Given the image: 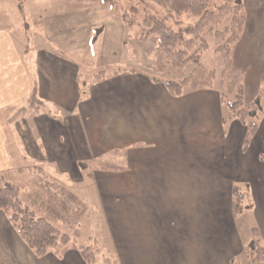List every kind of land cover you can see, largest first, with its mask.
Here are the masks:
<instances>
[{"label": "crops", "instance_id": "0c3cea01", "mask_svg": "<svg viewBox=\"0 0 264 264\" xmlns=\"http://www.w3.org/2000/svg\"><path fill=\"white\" fill-rule=\"evenodd\" d=\"M0 6L11 9L10 26H0V179L71 237L37 255L0 210V264H90L75 239L87 185L118 264H238L264 220V117L248 134L215 83L176 95L135 67L89 80L45 39H16L25 21L13 20L6 0ZM247 20L235 54L257 61L264 7ZM235 187L250 191L254 207L234 212Z\"/></svg>", "mask_w": 264, "mask_h": 264}, {"label": "rangeland", "instance_id": "374dc122", "mask_svg": "<svg viewBox=\"0 0 264 264\" xmlns=\"http://www.w3.org/2000/svg\"><path fill=\"white\" fill-rule=\"evenodd\" d=\"M6 1L8 5L15 6L13 20L20 22L24 19L25 21L23 29L15 30L16 39L19 38L21 32L30 44H35L34 41L40 44L42 39H45L47 46L56 48L60 52L79 60L83 64L82 70L89 80L101 78L108 73L131 67L143 69L149 73L152 72V75L156 74L160 78H164L162 74L156 72L153 54L150 52V48L156 45V39L151 34L144 38L141 37L143 26L139 23V15H136L139 11L147 10L158 16H164L165 11L154 0H115L117 7L112 3L99 0ZM223 4H242V12L245 17L244 25H246L247 19L248 25L255 7H264V0H212V9H216ZM132 7L137 9L136 13L132 12ZM6 10H8V13L11 11L10 7L0 6V26L2 27L10 26V23H7L9 20L6 17ZM126 13L128 15L126 16L127 19L130 18L135 23L127 24L123 20V15ZM180 18L182 23L180 26L175 25L176 28L194 24L197 21V17L190 12L183 14ZM226 20L227 17L220 24V28L223 27ZM244 25L238 40L230 44L231 62L229 63V69L237 73L235 78L236 81L242 84L243 100L245 103H249L264 89V72L260 71L262 65H264V53H260L257 61H254L249 54H244L242 48H240L238 55L235 54V48L241 39ZM206 40L208 46L200 56V62L207 69L214 71V83L221 87L222 95L225 91L222 88L224 84H221L224 61L218 47L224 42V39L214 33L206 32ZM247 64L249 65L247 66ZM190 69L191 67L188 70ZM234 94L235 91L228 92L225 102L233 100ZM263 113L261 111L257 117L249 116L244 120L248 127V134L249 132L252 133L258 125H261L264 117ZM254 126L255 128L252 130ZM88 187L89 185L83 189L84 194L88 196V206H79L76 211L78 218L81 219V221L79 220L80 233L75 236L76 245L79 248L80 246H86L95 249V261L90 262V264H103L104 258L115 259L118 264V255L107 239L109 231L101 207L97 204L98 201L95 200L93 194L90 197L91 192L94 193V190L89 191L87 190ZM240 191H244V189H240ZM241 200L247 202L251 208L254 207L253 197H249V202L245 197H242ZM72 213L74 218L75 211L73 210ZM254 234L264 241V220L259 225L256 224ZM261 247L256 256L251 258V260H254V264L264 263V246ZM49 250L55 251L54 248ZM237 261L238 264H247L245 253L238 257Z\"/></svg>", "mask_w": 264, "mask_h": 264}, {"label": "trees", "instance_id": "16d2710c", "mask_svg": "<svg viewBox=\"0 0 264 264\" xmlns=\"http://www.w3.org/2000/svg\"><path fill=\"white\" fill-rule=\"evenodd\" d=\"M112 3L117 7L115 0H99ZM165 11L164 16H158L150 11H139V23L143 26L141 37L151 34L156 39V45L150 48L157 73L164 78L154 75L155 79L164 82L168 90L173 94H181L185 91L199 87L212 86L214 83V71L207 69L201 62L200 56L206 50L208 43L206 32L214 33L224 39L218 47L224 61L222 70V100L226 101L228 92L235 91L234 99L225 102L230 116L242 121L247 117H257L263 109L264 89L251 102L245 103L243 100V88L239 81H236V72L229 69L231 56L229 54L230 44L236 42L242 31L245 17L242 12V4H223L216 9H212V0H154ZM132 12L137 9L132 7ZM190 12L197 17L194 24L180 26L181 16ZM132 15L136 16L132 13ZM127 13L123 15V20L127 24L135 23L134 20L127 19ZM227 20L223 27L220 24ZM176 25V26H175ZM189 67H191L190 70ZM30 105L38 108L40 101L34 93L29 99ZM255 128L252 127V130ZM0 179V210L9 212L11 220L14 222L18 232L24 240L33 248L37 255H44L50 248L56 251L67 246L71 237L60 232L52 223L45 218L36 217L32 210L24 206L18 197V187ZM246 198L249 202L248 193L234 188L233 210L237 213L242 207L248 206L247 202L241 200ZM264 246L262 241L255 234L248 240L245 251L247 264H254L251 260ZM98 250V249H96ZM94 252L91 247L83 246L81 253L87 262L95 261ZM103 264H117L115 260L104 258ZM264 264V263H263Z\"/></svg>", "mask_w": 264, "mask_h": 264}]
</instances>
